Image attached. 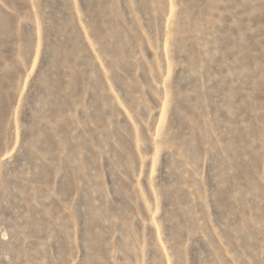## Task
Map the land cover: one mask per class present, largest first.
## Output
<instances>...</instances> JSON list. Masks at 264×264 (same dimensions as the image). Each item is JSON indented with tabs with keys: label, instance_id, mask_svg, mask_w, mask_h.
I'll list each match as a JSON object with an SVG mask.
<instances>
[{
	"label": "rangeland",
	"instance_id": "374dc122",
	"mask_svg": "<svg viewBox=\"0 0 264 264\" xmlns=\"http://www.w3.org/2000/svg\"><path fill=\"white\" fill-rule=\"evenodd\" d=\"M0 264H264V0H0Z\"/></svg>",
	"mask_w": 264,
	"mask_h": 264
}]
</instances>
